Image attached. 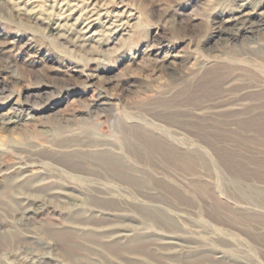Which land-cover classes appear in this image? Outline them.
I'll return each instance as SVG.
<instances>
[{
	"label": "rangeland",
	"instance_id": "374dc122",
	"mask_svg": "<svg viewBox=\"0 0 264 264\" xmlns=\"http://www.w3.org/2000/svg\"><path fill=\"white\" fill-rule=\"evenodd\" d=\"M8 1L0 264H264V53H239L264 18L230 39L245 0H91L135 16L84 44ZM20 165L45 186L10 189Z\"/></svg>",
	"mask_w": 264,
	"mask_h": 264
},
{
	"label": "bare ground",
	"instance_id": "6f19581e",
	"mask_svg": "<svg viewBox=\"0 0 264 264\" xmlns=\"http://www.w3.org/2000/svg\"><path fill=\"white\" fill-rule=\"evenodd\" d=\"M8 3L11 4L12 10H15L17 14L25 15L26 17L36 21H43L44 23H47L49 27H54L57 30H63V33L60 32L62 36L68 37L69 35L67 34L73 35L75 36L74 41L78 43L84 42V44L85 41L94 38L95 35H98L100 32L104 31V33L109 32L111 34H116L122 30H126L120 23H126L128 20H131L133 16H135L134 13L126 15L123 13L124 11L119 12L116 8L110 9L111 7L108 8L105 6L104 8L103 5H99L97 1L93 2L91 0H9ZM251 4L253 5L251 6ZM124 17L126 18V21H124ZM263 18L264 2H259V0H245V3L240 5V8L234 15H230L228 18L224 19L223 22H221L222 25L218 28L216 33L217 35L225 33L228 38L235 39L239 36L240 31L235 29L237 25L249 24V28H251L253 32L255 31L253 28L255 20H263ZM71 19H74V21L71 22ZM97 22L101 23L103 30L92 31L94 26L97 25ZM229 24L233 26L231 27ZM262 25V27H264V24ZM255 41L256 40H253V44L255 45L243 46L239 53H257L258 51L264 53V41H261L260 39H258L257 42ZM18 123L19 117L16 112H10L0 116V124H4V128H7L10 124H14V126H16ZM4 171L7 174L14 175L11 176L13 183L10 184L9 188L12 190L14 189L15 191L25 188L27 184H30L33 187H44V184L46 183L45 177L40 178V175L32 174L25 166L20 165L14 166L13 168L9 167ZM51 185L52 184L46 186L52 187ZM63 195L61 192H56L55 194L56 197H62Z\"/></svg>",
	"mask_w": 264,
	"mask_h": 264
}]
</instances>
